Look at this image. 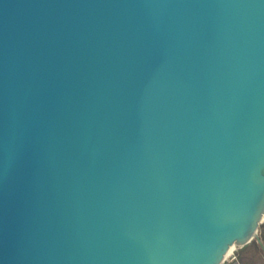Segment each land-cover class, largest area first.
<instances>
[{"label":"water","instance_id":"95a60500","mask_svg":"<svg viewBox=\"0 0 264 264\" xmlns=\"http://www.w3.org/2000/svg\"><path fill=\"white\" fill-rule=\"evenodd\" d=\"M263 222L264 0H0V264H222Z\"/></svg>","mask_w":264,"mask_h":264},{"label":"crops","instance_id":"0c3cea01","mask_svg":"<svg viewBox=\"0 0 264 264\" xmlns=\"http://www.w3.org/2000/svg\"><path fill=\"white\" fill-rule=\"evenodd\" d=\"M222 264H264V222L257 239L243 247H237Z\"/></svg>","mask_w":264,"mask_h":264},{"label":"bare ground","instance_id":"6f19581e","mask_svg":"<svg viewBox=\"0 0 264 264\" xmlns=\"http://www.w3.org/2000/svg\"><path fill=\"white\" fill-rule=\"evenodd\" d=\"M232 251V250H231Z\"/></svg>","mask_w":264,"mask_h":264}]
</instances>
